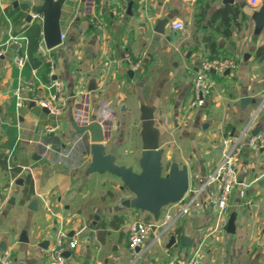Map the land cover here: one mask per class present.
<instances>
[{
    "label": "crops",
    "instance_id": "1",
    "mask_svg": "<svg viewBox=\"0 0 264 264\" xmlns=\"http://www.w3.org/2000/svg\"><path fill=\"white\" fill-rule=\"evenodd\" d=\"M129 1L68 0L61 18L63 42L48 49L41 30L35 53L41 63L34 60L19 68L14 60L25 49L23 30L33 21L41 25V19L33 15L27 21L25 0H0V45L5 44V57H0V257L8 252L14 264H48L47 251L63 228L78 238L64 264H185L196 249L202 264H264V143L249 144L252 136L264 138V59L256 55L264 30L257 34L252 19L262 0H133L132 16L127 14ZM226 6L238 9V16L223 24L214 13ZM19 12L23 16L15 24L13 16ZM163 17L169 22L159 34L153 29ZM176 20L184 22L183 30L173 29ZM212 44L218 57L233 58L237 65L223 74L212 72L213 91L193 106L194 77L200 61L213 55ZM126 56L140 64L132 76ZM51 66L53 78L65 83L70 102L58 118L27 90L30 83L37 88L49 84ZM91 80L96 83L93 91ZM17 90L23 106H18ZM245 96L255 102L243 104ZM134 101L139 102V116L142 103L153 106L162 133L174 127L180 134L174 160L187 165L188 194L195 196L187 213L164 234L160 227L150 232L137 253L129 249L130 222L155 218L122 203L132 195L120 189V178L87 172L92 160L89 135L71 126L74 119L82 124L96 115L111 132L108 149L120 145L117 163L137 169L142 149L136 155L127 148L125 156L119 137L126 122L120 117L132 116ZM233 136H242L243 145L238 183L227 211L220 214L210 203L216 186L209 180ZM15 166L22 169L16 177L11 173ZM28 173L33 192L25 190ZM20 177L21 185L15 183ZM35 198L38 207L30 209ZM232 215L235 230L227 232ZM23 233L28 241L21 240ZM172 235L177 246H169ZM184 236L191 244L180 243ZM46 240L48 245L42 246Z\"/></svg>",
    "mask_w": 264,
    "mask_h": 264
},
{
    "label": "water",
    "instance_id": "2",
    "mask_svg": "<svg viewBox=\"0 0 264 264\" xmlns=\"http://www.w3.org/2000/svg\"><path fill=\"white\" fill-rule=\"evenodd\" d=\"M68 0H42L40 3H34L32 0H25L28 8L26 19L28 22L33 20V15H40L41 30L43 42L48 49H53L59 46L63 39L61 37L62 27L61 18L63 14V7ZM235 0H223L225 4L233 3ZM134 1L130 0L127 5V14L133 15ZM252 19L254 21V30L258 34L264 29V0H262L260 7L253 13ZM169 22L168 17L159 18L154 26V31L159 34L165 33V27ZM210 37H208V40ZM5 44H1L0 48ZM4 58V52L0 55ZM227 69L225 72H229ZM213 72H215L213 70ZM130 76L133 75V70L128 71ZM89 91L96 89L95 80H91ZM255 102L252 98L245 96L241 99L243 104L247 102ZM46 112L48 110L43 108ZM140 119H141V140L142 141V155L139 160V171L135 170L133 165H125L117 163L120 145L113 144L108 149L110 143L111 132L107 131L96 115H90L89 120L79 124L74 119L71 121V126L76 132L88 133L91 141L92 160L87 167L89 173H111L121 179V190H127L131 193V197L125 198L123 204L126 207H132L138 210L147 211L155 219H158L165 206L170 203L178 201L189 190L190 176L187 165H180L177 160L172 161L169 166L163 163L164 150L160 147V136L162 130L156 124L155 112L153 106L140 105ZM259 128H254L253 135H257ZM16 184H22L23 178L20 177L15 181ZM17 193L13 194L16 197ZM14 198L10 202L14 203ZM39 200L32 199L29 203V208L36 210ZM97 219L98 216L96 215ZM235 215L230 218L227 226V232H234L235 230ZM21 240L28 241L27 235L22 234ZM49 241H44L42 246H47ZM180 243L191 244V240L184 236ZM176 235L170 238L169 246H177ZM2 247L5 246L2 244ZM69 251L66 255H69Z\"/></svg>",
    "mask_w": 264,
    "mask_h": 264
},
{
    "label": "built area",
    "instance_id": "3",
    "mask_svg": "<svg viewBox=\"0 0 264 264\" xmlns=\"http://www.w3.org/2000/svg\"><path fill=\"white\" fill-rule=\"evenodd\" d=\"M260 0H251L252 4H257ZM35 18L41 19L42 16L34 15ZM97 27L101 24L95 22ZM172 27L174 30H183L185 24L181 20L173 22ZM62 39L65 34L62 32ZM2 48V47H1ZM0 48V55L4 52ZM125 60L128 62L131 69L136 70L139 68V62L132 60L130 56H126ZM15 63L19 68H23L27 62L25 53H20L15 57ZM237 65L235 59L230 57H204L200 63L193 81L192 88V102L193 106H197L204 98L208 97L215 87V80L212 76L213 70L215 73L223 74L227 69L235 68ZM53 69L51 66L49 84H45L37 88L36 84L30 83L27 90L32 94V98L37 103L48 110V113L53 118L60 117L66 110L69 102V95L65 83L58 79L53 78ZM18 95V106L24 105L21 90L16 91ZM48 131H53V126L47 127ZM229 146L224 152L223 159L216 164L215 170L210 176V183L216 186V192L211 194L210 203L220 213L223 214L227 211L231 195L238 183L237 177V163L240 159L242 150V136L231 137ZM264 143V138L260 136H252L249 139L251 146H259ZM195 198L194 193L188 194L180 198L178 201L168 204L163 218H158L152 221H144L142 219H133L129 224V249L137 253L138 249L143 245L145 237L157 227L161 228V234H164L175 220L187 213L192 200ZM67 230L60 228L57 231L53 244L47 251L48 264H64L66 260V252L76 248L78 238L76 236L69 237ZM160 234V235H161ZM0 264H14L13 258L10 253L5 252L0 257ZM185 264H202L200 260V251L196 249L194 253L188 258Z\"/></svg>",
    "mask_w": 264,
    "mask_h": 264
},
{
    "label": "trees",
    "instance_id": "4",
    "mask_svg": "<svg viewBox=\"0 0 264 264\" xmlns=\"http://www.w3.org/2000/svg\"><path fill=\"white\" fill-rule=\"evenodd\" d=\"M97 1H99V0H97ZM214 14H215L214 19L218 18L221 20V23L226 24V23H230V21L232 19H234L235 17L238 16L237 15L238 9H236L234 6H226V7H223L221 9L217 10ZM22 16H23V14L21 12H19L16 16H13L14 23L15 24L19 23ZM23 32H24L26 41H25V49L22 53L26 54L27 62L31 61V63H32V62L36 61L35 63L37 65V64L41 63V62H39V60H36V57H35V53L40 47L41 25H40V23H37V21H33V22L29 23L26 26V28H24ZM211 51L213 53V55L211 57L217 56V53L219 52L218 49L216 48L215 44L211 45ZM256 52H257L256 55L258 57H261L262 59H264V43L257 48ZM35 63H33V64H35ZM1 158H2L1 160L4 164V166L7 167L6 166L7 155L3 154L1 156ZM21 172H22V169L18 166L11 168V173H13L12 175L13 176L15 175V177L17 175H19ZM25 181H26L25 190H27L29 192H31V191L33 192V179L31 177V174L28 173L27 175H25ZM29 192H28V194L30 195Z\"/></svg>",
    "mask_w": 264,
    "mask_h": 264
},
{
    "label": "rangeland",
    "instance_id": "5",
    "mask_svg": "<svg viewBox=\"0 0 264 264\" xmlns=\"http://www.w3.org/2000/svg\"><path fill=\"white\" fill-rule=\"evenodd\" d=\"M148 101V100H146ZM145 101V105H146ZM143 102V101H141ZM138 101H134V108L135 110L132 113V116L126 118H123L122 116L120 119H122L125 124V127L122 130V132L119 133L120 140H124V147H123V154L127 155V148L129 150L131 148H134L133 150L136 152V155L140 154L141 152V145L143 140H141V119L139 116V110H138ZM160 119V118H159ZM182 138L180 137V134L174 130V127H171L170 130H166L163 133H161V144L163 145V163L167 167L169 164L174 161V159L177 157V152H179V148L176 146V142H181ZM175 153V154H174ZM120 155V153H119ZM129 156V155H127Z\"/></svg>",
    "mask_w": 264,
    "mask_h": 264
},
{
    "label": "flooded vegetation",
    "instance_id": "6",
    "mask_svg": "<svg viewBox=\"0 0 264 264\" xmlns=\"http://www.w3.org/2000/svg\"><path fill=\"white\" fill-rule=\"evenodd\" d=\"M142 151H143V150H142ZM135 170L139 171V168H137V169H135Z\"/></svg>",
    "mask_w": 264,
    "mask_h": 264
}]
</instances>
